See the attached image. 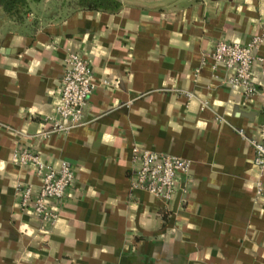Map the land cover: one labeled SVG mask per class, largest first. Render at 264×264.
I'll use <instances>...</instances> for the list:
<instances>
[{
    "label": "crops",
    "instance_id": "crops-1",
    "mask_svg": "<svg viewBox=\"0 0 264 264\" xmlns=\"http://www.w3.org/2000/svg\"><path fill=\"white\" fill-rule=\"evenodd\" d=\"M120 1L20 19L0 5V264H264V170L249 140L264 102V0ZM257 34L259 91L246 100L206 53ZM71 50L96 88L82 123L46 133ZM134 145L190 160L169 201L133 187ZM21 146L75 168L50 228L21 206L19 186L42 183L13 159Z\"/></svg>",
    "mask_w": 264,
    "mask_h": 264
},
{
    "label": "built area",
    "instance_id": "built-area-1",
    "mask_svg": "<svg viewBox=\"0 0 264 264\" xmlns=\"http://www.w3.org/2000/svg\"><path fill=\"white\" fill-rule=\"evenodd\" d=\"M262 40L259 34L246 42L222 38L206 53L214 63L233 70L227 81L242 86L246 100L259 91L254 78V65L257 61L256 50ZM95 88L89 59L80 51H69L60 84L59 103L55 106L54 114L49 116L52 125L46 133L68 130L82 123L84 108ZM187 95L191 97L192 93L188 92ZM261 115L257 136L250 137L249 140L255 150V162L264 170V102ZM133 155L136 161L132 175L133 187L145 189L165 201H169L175 194L179 178L190 174L191 162L185 157L151 150L141 145L133 146ZM13 159L22 165H33L35 173L42 178V183L37 187L27 182L19 186L18 192L22 208L33 211L40 219L43 229L50 228L61 215L68 189L76 178L75 168L67 160L55 167L27 146L16 149ZM261 191L260 182L258 192Z\"/></svg>",
    "mask_w": 264,
    "mask_h": 264
},
{
    "label": "trees",
    "instance_id": "trees-1",
    "mask_svg": "<svg viewBox=\"0 0 264 264\" xmlns=\"http://www.w3.org/2000/svg\"><path fill=\"white\" fill-rule=\"evenodd\" d=\"M77 5L91 9L116 10L121 6L120 0H78ZM0 5L9 16L22 18L30 8V0H0Z\"/></svg>",
    "mask_w": 264,
    "mask_h": 264
},
{
    "label": "rangeland",
    "instance_id": "rangeland-1",
    "mask_svg": "<svg viewBox=\"0 0 264 264\" xmlns=\"http://www.w3.org/2000/svg\"><path fill=\"white\" fill-rule=\"evenodd\" d=\"M77 1L78 0H30L32 7L30 6L25 14H27L28 11H47V13L53 11H57V13L65 12L78 7Z\"/></svg>",
    "mask_w": 264,
    "mask_h": 264
}]
</instances>
